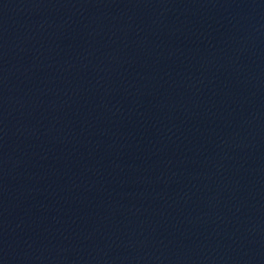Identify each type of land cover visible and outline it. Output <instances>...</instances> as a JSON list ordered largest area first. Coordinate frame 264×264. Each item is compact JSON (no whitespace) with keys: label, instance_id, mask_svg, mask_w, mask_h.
Segmentation results:
<instances>
[{"label":"water","instance_id":"obj_1","mask_svg":"<svg viewBox=\"0 0 264 264\" xmlns=\"http://www.w3.org/2000/svg\"><path fill=\"white\" fill-rule=\"evenodd\" d=\"M0 264H264V0H0Z\"/></svg>","mask_w":264,"mask_h":264}]
</instances>
